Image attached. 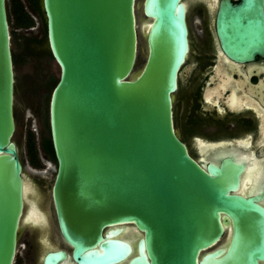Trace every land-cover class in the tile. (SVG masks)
I'll use <instances>...</instances> for the list:
<instances>
[{"label":"water","instance_id":"95a60500","mask_svg":"<svg viewBox=\"0 0 264 264\" xmlns=\"http://www.w3.org/2000/svg\"><path fill=\"white\" fill-rule=\"evenodd\" d=\"M40 7L59 67L48 103L50 198L72 260L264 264V208L236 194L242 166L200 165L174 131L173 98L189 51L183 0H40ZM215 31L230 59L263 56V0H222ZM139 51L145 61L137 70ZM14 92L0 0V264L15 259L26 181L13 140ZM121 226L140 233L132 245ZM65 258L50 252L43 264Z\"/></svg>","mask_w":264,"mask_h":264},{"label":"flooded vegetation","instance_id":"af4514ba","mask_svg":"<svg viewBox=\"0 0 264 264\" xmlns=\"http://www.w3.org/2000/svg\"><path fill=\"white\" fill-rule=\"evenodd\" d=\"M221 1L183 0L187 12L189 51L173 98V127L189 155L200 165H220L224 159L241 165L236 194L253 198L264 208V55H256L248 61H234L220 48L215 20ZM230 2L238 5L240 0ZM34 182L29 184L32 190L28 200L35 204L37 213L31 210V205L24 198L17 246L23 227L28 226L42 231L44 237L35 241L33 249L36 254H43L40 259L35 257L33 263L28 261L26 264H43L47 253L57 251L66 254L65 260L57 264H76L71 258L72 247L59 233L50 191L47 196L49 183L42 184L37 178ZM245 182L247 189L243 190ZM34 185L42 188L43 195L38 194ZM28 204L31 208L26 212ZM49 209L56 221L54 227L48 219ZM31 213L35 215L31 217ZM38 216L44 220H40L39 226H31L32 220ZM119 228L124 229L121 237L129 240L128 243L136 234L140 235L130 226ZM223 242L224 239L215 248ZM129 260L116 264H128ZM17 263L16 250L13 264Z\"/></svg>","mask_w":264,"mask_h":264},{"label":"rangeland","instance_id":"374dc122","mask_svg":"<svg viewBox=\"0 0 264 264\" xmlns=\"http://www.w3.org/2000/svg\"><path fill=\"white\" fill-rule=\"evenodd\" d=\"M6 1L15 80V132L13 140L19 148V157L23 163L25 180L29 184H35L34 179L37 178L40 179V183L48 182L51 186L56 172V162L54 156L45 150L44 142L50 140L48 103L50 92L59 78V67L51 57L47 47L45 19L42 10L37 13L29 0H19L26 13L33 20V27L24 29L15 25L11 2L10 0ZM142 1L138 0L139 3H142ZM138 19L140 30V21L144 19L141 9L138 10ZM144 61L145 56L139 51L136 63L137 70L142 67ZM30 138L33 139V151L29 147ZM50 186H48L47 196L49 195ZM30 188L25 197L28 202L32 190L31 185ZM36 191L39 195H43L42 188L37 187ZM48 200V202H51L50 198ZM29 204L31 207L35 206L33 203L29 202ZM29 204L26 212L31 208ZM35 210L37 212L36 207ZM52 212L49 209L50 217L48 219L51 221V226L54 227L56 221ZM41 219L44 220V217L38 216L35 220H32L33 223L30 225L39 226ZM42 235L41 230H35L28 226L23 227L17 246L19 264H26L28 261L33 263L35 257L41 258L43 253L36 254L33 247L35 241L44 237Z\"/></svg>","mask_w":264,"mask_h":264},{"label":"trees","instance_id":"16d2710c","mask_svg":"<svg viewBox=\"0 0 264 264\" xmlns=\"http://www.w3.org/2000/svg\"><path fill=\"white\" fill-rule=\"evenodd\" d=\"M10 2H11L12 13H13L15 25L17 27L24 28V29H29V28L33 27L32 18L26 13V11L24 10V8H23L22 4L19 2V0H10ZM29 2L31 3V5L35 9V11L37 13H40V11H41L40 0H29ZM29 147H30V150L33 151L34 144H33L32 138H30V140H29ZM44 148L48 153H51V155L53 156L51 142L49 139L44 142Z\"/></svg>","mask_w":264,"mask_h":264},{"label":"bare ground","instance_id":"6f19581e","mask_svg":"<svg viewBox=\"0 0 264 264\" xmlns=\"http://www.w3.org/2000/svg\"><path fill=\"white\" fill-rule=\"evenodd\" d=\"M202 153V152H201ZM253 177V176H252ZM252 179V178H251ZM252 182V181H251ZM251 185V184H250ZM243 190H246L247 189V185H246V182L244 183V185H243ZM29 188H30V186H29V183H28V181L26 180L25 181V183H24V198H25V196H26V193L29 191ZM242 190V191H243ZM27 191V192H26ZM31 210H33L35 213H37L36 212V210H35V206H33L32 207V209ZM33 215H35L34 213H31V217L33 216ZM30 217V216H29ZM34 218V217H33Z\"/></svg>","mask_w":264,"mask_h":264}]
</instances>
